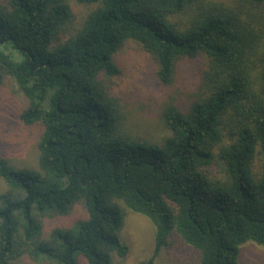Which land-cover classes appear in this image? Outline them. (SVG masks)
Listing matches in <instances>:
<instances>
[{"label":"trees","instance_id":"16d2710c","mask_svg":"<svg viewBox=\"0 0 264 264\" xmlns=\"http://www.w3.org/2000/svg\"><path fill=\"white\" fill-rule=\"evenodd\" d=\"M76 1L94 7L71 33L69 0H0V86L15 80L20 119L43 130L38 170L0 153V264H113L129 252L126 209L156 227L154 255L137 264H154L174 233L200 264H237L241 244L264 245V0ZM130 40L163 85L183 60L207 64L191 98L164 105L162 131L147 135L115 92ZM77 205L84 217L48 233L46 217Z\"/></svg>","mask_w":264,"mask_h":264},{"label":"rangeland","instance_id":"374dc122","mask_svg":"<svg viewBox=\"0 0 264 264\" xmlns=\"http://www.w3.org/2000/svg\"><path fill=\"white\" fill-rule=\"evenodd\" d=\"M224 2L236 6L237 0H208ZM75 17L71 33L88 16L92 5L79 4L69 0ZM69 36V33L68 35ZM264 46V45H263ZM118 61L123 68L120 85L115 92L121 94L133 113L132 123L135 130L147 135L149 130L161 129L158 115L164 105L172 102H184L191 98L201 79L202 69L206 67L204 55L194 59H186L179 63L177 74L171 84L163 85L156 77L157 65L150 53L140 43L130 40L119 51ZM258 54L251 57L253 76L259 73ZM26 106V100L15 80L5 76L0 86V153L16 168L28 167L38 170V143L42 135L39 124L27 125L20 119V113ZM137 116V117H136ZM257 158L256 170L262 160ZM8 189L6 182L0 178V194ZM86 215L82 205H77L69 215L50 216L44 219L45 228L50 232L54 227L72 225L78 217ZM156 227L147 216L126 209L125 223L120 232L121 241L129 247L127 257L113 254V264H137L150 259L155 253ZM200 251L184 242L176 233L170 245L160 251L154 264H200ZM82 264H86L82 260ZM15 264H46L39 263L28 256H23ZM237 264H264V245L249 240L239 247Z\"/></svg>","mask_w":264,"mask_h":264}]
</instances>
